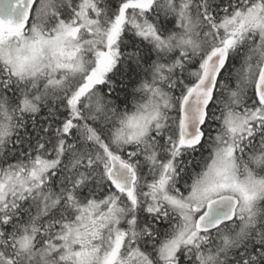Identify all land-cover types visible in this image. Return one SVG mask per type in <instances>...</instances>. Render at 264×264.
I'll return each instance as SVG.
<instances>
[{
  "label": "snow or ice",
  "instance_id": "obj_1",
  "mask_svg": "<svg viewBox=\"0 0 264 264\" xmlns=\"http://www.w3.org/2000/svg\"><path fill=\"white\" fill-rule=\"evenodd\" d=\"M0 264H264V0H0Z\"/></svg>",
  "mask_w": 264,
  "mask_h": 264
}]
</instances>
